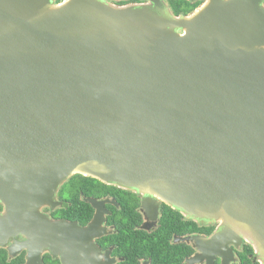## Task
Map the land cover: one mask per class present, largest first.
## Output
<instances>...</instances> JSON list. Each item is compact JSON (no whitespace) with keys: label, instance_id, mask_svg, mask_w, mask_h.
Masks as SVG:
<instances>
[{"label":"water","instance_id":"95a60500","mask_svg":"<svg viewBox=\"0 0 264 264\" xmlns=\"http://www.w3.org/2000/svg\"><path fill=\"white\" fill-rule=\"evenodd\" d=\"M158 9L0 0V199L11 222L57 228L40 208L82 174L221 220L264 255L262 0Z\"/></svg>","mask_w":264,"mask_h":264},{"label":"flooded vegetation","instance_id":"af4514ba","mask_svg":"<svg viewBox=\"0 0 264 264\" xmlns=\"http://www.w3.org/2000/svg\"><path fill=\"white\" fill-rule=\"evenodd\" d=\"M102 1L159 6V14L185 17L209 0ZM40 212L59 226L36 225L30 217L11 222L14 218L0 199V264H264L254 240L237 228L200 218L146 191L91 176L67 178L54 203Z\"/></svg>","mask_w":264,"mask_h":264}]
</instances>
